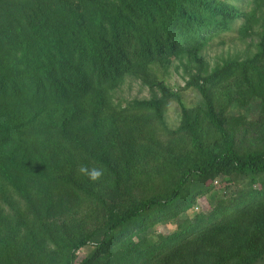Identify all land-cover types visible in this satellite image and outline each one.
I'll list each match as a JSON object with an SVG mask.
<instances>
[{"label": "trees", "instance_id": "16d2710c", "mask_svg": "<svg viewBox=\"0 0 264 264\" xmlns=\"http://www.w3.org/2000/svg\"><path fill=\"white\" fill-rule=\"evenodd\" d=\"M240 17L244 32L254 13L225 0H0V185L14 198L0 211V264L263 258L264 189L251 184L166 234H147L190 209L213 180L264 173V22L250 57L207 71L198 55ZM173 59L195 64L184 87L203 105H181L177 90L151 76V65ZM125 76L142 79L150 96L113 103ZM231 81L225 106L256 99V121L218 108L217 91ZM171 101L179 119L167 129L162 113ZM147 125L167 135V149L126 132ZM180 152L187 163L174 166ZM81 164L105 174L89 181ZM137 177L138 193L120 197ZM85 208L101 213L96 225L79 215Z\"/></svg>", "mask_w": 264, "mask_h": 264}, {"label": "rangeland", "instance_id": "374dc122", "mask_svg": "<svg viewBox=\"0 0 264 264\" xmlns=\"http://www.w3.org/2000/svg\"><path fill=\"white\" fill-rule=\"evenodd\" d=\"M233 4L243 13L253 12L254 19L251 26L246 31H240L244 24L243 17L234 20L230 29L213 36L206 45L201 49L198 55L201 58L202 67L207 71L211 68L220 65L223 61L229 59L243 60L250 57L257 50V43L261 31V24L264 22V0H225ZM186 60L181 61L172 60L167 67L160 64H153L150 66L151 76L161 81L166 86L177 90L180 95V103L183 106L203 105L201 95L193 87H184L185 81L188 79V73H194L195 64L191 63L190 68H185ZM232 81L228 85L222 86L216 94L217 106L223 113H243L246 118L252 122L256 121L259 116V103L256 99H250L245 108H239L234 102L225 106L226 93L231 90ZM149 86L139 77L125 76L122 83H120L110 94L113 103L123 105L126 101L131 99H145L151 94ZM155 90V88H154ZM180 104L174 101L169 102L167 107L163 110L162 117L164 125L167 129H174L178 124ZM126 132L133 138L143 139L148 136L155 139L158 144L167 149V135L154 126L147 125L145 127H131L127 128ZM188 160L187 153H179L173 157V165L183 166ZM136 179V178H135ZM142 180V179H141ZM141 180L137 177V183L129 184L120 197L124 199H131L133 194L138 193L139 186L141 187ZM253 187H261L264 189V173L254 176H236L229 180L225 178L221 180H213L209 185V191L199 196L193 203L192 207L187 211L179 214L175 219L156 223L147 234L152 238L157 234H166L175 229L176 225L189 218L195 213L207 212L218 198L227 196H234L238 189H243L248 185ZM139 185V186H138ZM0 185V211L7 213V206L4 199H14L10 193L2 190ZM79 215H82L87 220L89 227L96 225L100 221L101 213L91 212L90 209L85 208ZM89 216V217H88ZM90 247H84L78 253L82 255L86 253ZM255 264H264V256Z\"/></svg>", "mask_w": 264, "mask_h": 264}, {"label": "clouds", "instance_id": "9594fccd", "mask_svg": "<svg viewBox=\"0 0 264 264\" xmlns=\"http://www.w3.org/2000/svg\"><path fill=\"white\" fill-rule=\"evenodd\" d=\"M78 173L82 176H85L89 179V181L96 182L101 180V178L105 174V169L99 168L96 166L88 167L87 165L81 164L78 169Z\"/></svg>", "mask_w": 264, "mask_h": 264}]
</instances>
